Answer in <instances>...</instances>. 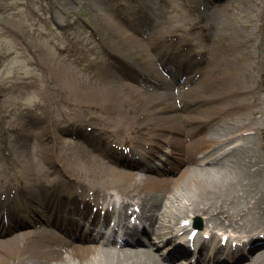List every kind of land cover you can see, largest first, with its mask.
I'll list each match as a JSON object with an SVG mask.
<instances>
[{
	"label": "rangeland",
	"instance_id": "obj_1",
	"mask_svg": "<svg viewBox=\"0 0 264 264\" xmlns=\"http://www.w3.org/2000/svg\"><path fill=\"white\" fill-rule=\"evenodd\" d=\"M165 1L0 0V188L5 187L3 184L7 179L24 187L27 182H37L43 178L41 170L45 166L53 172L44 153L45 146L48 147L57 141L62 145L65 161L69 162L73 169L72 174L92 179L94 182L107 183L111 178L108 174L98 171L103 168V164L124 169L139 167L141 160L134 158L135 155L123 156L114 153L104 157L103 152L110 150L111 143L108 140L94 138L97 132L83 127L86 124L84 122L96 119L94 122L98 127L119 130L120 126L126 125V120L122 119L129 116H134V120L138 118L140 110L132 108L135 107V102L131 101L130 94L122 86H136L138 92L146 94L145 99L151 100L160 95V99L164 98L171 101L172 105L176 104L178 107L176 111L183 115V117L180 115L179 121L188 127L192 125L184 120L186 113L203 116V123L198 126L200 135L211 129H221L219 123L222 120L226 125H240L244 122L245 117L241 116V112L224 111L225 113L218 117L211 118L210 115L216 111L218 113L219 110H212L209 114L205 110L218 106L219 98L200 103L194 101L199 96L212 99L221 95L222 88L215 92L201 90V87L209 82L210 77L215 75L209 74L211 67L222 69L219 72L222 76L227 72L237 74L248 71L250 65L245 66L246 60L238 62L240 61L238 59L237 65L233 66L232 64L236 62H228L227 58H230L231 53L241 56L238 49H255L258 53L263 52L264 0ZM223 3L221 7L220 4ZM170 4L173 6L169 7ZM195 20L197 24L194 26ZM226 34L233 37L232 41L226 39ZM123 36L128 38L130 47L142 48L137 41L145 42L143 51L137 56L145 63L140 64L137 57H132L131 53L126 56L133 60L134 65L119 64L115 58H111L113 54L110 50L114 51L113 48L118 51L116 53L119 56L126 51V49L119 51L116 46L117 41ZM151 39L153 42H150ZM171 48L178 51L175 55L179 57L190 54L187 63L184 64L186 70L183 69L184 74L185 71L187 74L181 80L161 66L162 59L167 56L168 50H172ZM197 50L206 51L208 55L206 65L202 63L199 69L194 58ZM175 55L173 56L176 58ZM123 56L126 59V56ZM177 60L180 61V58ZM221 62L226 63V66H221ZM144 64L157 68L150 78L142 73L145 70L142 69ZM171 64L173 60H169L168 68L172 66ZM252 64L253 72L260 75L261 68L258 62L253 61ZM115 65L119 66L121 71L118 72L114 68ZM174 68L178 71V67ZM203 70L206 73L200 80L199 74ZM197 71L199 73L192 77ZM115 85L118 87H112ZM192 86L196 88L195 92L192 90L186 92ZM160 101H153V104L156 105ZM263 101L264 94L257 102L256 108L261 109ZM194 108L197 110L188 112ZM157 113L160 116L168 115V112ZM23 122H26L23 129L22 126H17ZM146 122L151 123L149 119ZM48 123L53 128L50 132L47 130ZM17 127L24 133L23 137L18 139ZM235 129L234 126L233 130ZM221 131L224 132L222 129ZM159 132L161 129L153 131L155 135ZM167 133L168 136L166 134L164 136L170 142H173L171 138L176 136L183 138L180 132ZM14 139L16 142L11 143ZM184 139L188 143L191 141L189 138ZM91 141L96 147L92 148L91 155H87L82 148L90 147ZM110 141L112 142V139ZM241 142L242 139L239 137L227 147ZM6 144H12L10 151ZM219 145L217 142L211 148ZM154 148L162 152L152 150L147 153L152 159L145 160V163L143 161V165L149 172L154 170H150L147 164L154 163L158 166L156 163H162L165 159L164 153H170L172 150L171 144H162L161 149L156 146ZM223 150L224 148L221 149ZM9 154L11 161L7 160ZM170 155L171 164L181 166L176 157ZM3 157H6V160ZM23 161H31L36 171L31 173ZM209 164L210 162H205V165ZM168 168L171 166L168 165ZM59 174L66 180L72 177L63 168ZM55 175L52 174L51 177ZM166 175L175 177L177 171L170 170ZM195 220L205 227L203 216L198 215ZM39 229L41 228L29 222L19 223L14 230L2 232L0 240L24 231L30 233L31 239L37 231L41 233ZM153 232L156 233L157 230L152 229ZM240 235L252 234L246 232ZM218 236L220 235L214 237ZM90 244L98 247H129L93 242ZM62 254L67 256L69 253L63 251ZM19 258L20 253L8 250L0 253V264H17ZM58 258L55 257V260L45 258L41 261L44 264H56ZM3 260L4 263L1 262ZM248 260H251V256L245 261Z\"/></svg>",
	"mask_w": 264,
	"mask_h": 264
},
{
	"label": "bare ground",
	"instance_id": "obj_2",
	"mask_svg": "<svg viewBox=\"0 0 264 264\" xmlns=\"http://www.w3.org/2000/svg\"><path fill=\"white\" fill-rule=\"evenodd\" d=\"M223 18L224 16L221 20ZM225 36H227V40L232 41L233 37L227 34ZM115 40L118 39L115 38ZM135 41L137 40L135 39ZM150 42H153V39ZM137 44L142 48L130 47L128 38L123 36L121 40L117 41L116 46L119 51L126 49L125 54L122 52L123 55L126 56L131 53L132 57H137L143 51L145 42L138 40ZM239 46L242 45L239 44ZM250 46L253 48L252 44ZM238 50L241 56L231 53L227 61H235L236 63L232 65L236 66L238 62L246 60L245 66L250 65V69L237 74L227 72L226 75L222 76L219 74L222 69L211 67L209 74L215 75L210 77L209 82L204 84L201 90H204L203 92L212 90L215 92L222 88V93L212 99H204L199 96L196 100L211 101L219 98L218 106L205 111L209 114L212 110H219L218 113H216L217 111L212 113L211 118L213 116L218 117L221 113H225L224 111L241 112V116L245 117V120L240 125H226L222 120L219 124L224 132L221 129H211L200 135L198 126L203 123V116L186 113L187 116L184 120L192 126L183 125L179 121L181 112L176 111L178 110L176 104L172 105L171 101L164 98L160 99V95L151 100L145 99L146 94L138 92L139 89L137 90L136 86L131 85L122 87L130 94L131 101L135 102V107L132 108L140 110L136 120H134V116L122 119L126 120V125L120 126L119 130L98 127L94 122L96 119L84 122L87 123L86 125L95 126H93V130L97 132L95 138L106 139L109 142L112 139L113 148L122 145L132 147L130 152L133 151V155L136 153L140 155L139 161L141 160L142 165L145 160L152 159L146 155L150 150L162 152L156 150L155 146L160 148L162 144H171L172 150L165 154L166 157L162 163H156L158 166H155L154 163L146 165L150 170L156 172L155 176L141 170L103 164V168L98 171L111 176L109 181L105 183L103 181L94 182L92 179L88 180L85 177L72 174L73 169L69 162L65 161L62 145L57 141V143L49 144L48 147L45 146L46 151L44 153L45 159L50 163L49 166L54 168L53 174H56L54 177H51V171L45 166L41 170L43 178L34 183L27 182L25 187L8 179L4 182L3 192L9 199L21 204L22 207H24V203L26 205L27 203L33 204L35 208L32 206V209L37 211L33 216L36 222L39 220L49 221L47 213L54 214L53 203L55 199L60 202L64 199L68 202L79 200L84 205L82 204L83 206L77 208V213L80 212L83 215L89 208L98 210L100 215L104 214L103 211H106L107 214L111 207L110 204L115 207V204L118 203L115 202L116 199L119 200L123 208H130L131 205L140 206L144 214L142 218L145 227L128 236L129 247H98L88 244V241L93 238V234L83 237L82 241H75L73 239H57L51 237L52 235L49 236L38 231L30 239V233L24 231L16 233L11 238L0 240V253L8 250L20 253L21 258L17 264H44L41 260L45 258L55 260V257H59L56 264H173L171 260L166 262L159 257L155 243L150 240V231L155 229L160 234H166L167 231H174V226H177L179 233L189 237L191 231L196 229L195 226H192V221L201 215L205 227L200 231L214 236L216 235L215 230H220L225 235L229 234L227 235L228 238L232 239L233 237L234 240H238L236 237L247 232L251 233L253 235L251 238L254 239H249V245L244 242L238 246L237 252L241 253L237 257L235 254L233 257L229 254L236 250L234 247H229L227 251L222 252L215 247L213 251L197 252L198 260L202 258V254H205L209 259L216 261L221 260L223 256L225 261L230 258L233 260L231 264H264V234L262 235L264 233V101L261 109L256 108L257 102L264 94V50L259 53L255 49ZM124 58V56H119L118 60L122 61V64L134 65L131 58L127 56L126 59ZM185 58L183 57V60H187ZM137 59L141 62L140 64L145 63L142 58L137 57ZM170 59L173 60V64H171L173 67L170 66L167 71L171 72L172 76L179 78V70H181L179 61L171 56ZM253 61H257L261 68L260 75L253 72ZM220 65L226 66V63L221 62ZM174 67H178V71ZM142 69H145L142 73L148 77L157 70L155 66L149 64H144ZM204 73H206L205 70H203L200 80ZM191 90L195 92L196 88L192 86L186 92ZM144 91L146 92V90ZM156 100L161 101L154 105L153 101ZM195 110L197 108L188 112ZM160 111L168 112V115L160 116L157 113ZM181 116L183 117V115ZM147 119L151 123L148 124ZM152 124L154 125L152 126ZM25 125L26 122H23L17 126H22L23 129ZM234 126L236 127L235 130H233ZM22 129L17 127L18 136L23 137ZM158 129H161V132L157 136L153 131H158ZM47 130L49 132L53 130L51 124ZM168 131L180 132L183 134V138L176 136L171 138L174 141L170 142L164 136V134L168 136ZM222 133L224 134L222 135ZM239 137L242 139L241 143L227 147ZM184 138H189L192 142L188 143ZM15 142V139L11 141V143ZM217 142L220 145L211 148ZM92 145L94 148L96 147L94 144ZM84 148H82L83 152L91 155L92 148ZM222 148H224L223 151H221ZM115 152L124 155V152L118 149ZM170 154L176 157L181 166L175 163L171 164ZM3 158L6 160V157ZM7 160L11 161V158H7ZM30 162L23 161L26 169L32 173L36 169H33L34 164ZM205 162H210V164L205 165ZM17 164L21 165L19 162ZM164 164L166 165L164 166ZM168 165L171 168H168ZM62 168L73 178L71 177L70 180L62 179L63 176L58 175ZM170 170L177 171V175L175 177L166 175ZM46 181L53 185L54 194L46 189ZM38 187L42 189H37ZM33 201H36L37 204H34ZM18 213H20L18 214L19 219L16 217L11 220L8 219V224L0 216V234L5 232L7 227V231L14 230L15 228L12 227L19 225V223L31 221L32 216L25 213V210H20ZM126 218L125 216V221H127ZM184 220H188V223L183 225L181 221ZM233 232H237V234ZM198 234H201L199 230ZM194 241H197V238ZM63 251H67L69 254L64 256ZM177 251L180 255L186 254L187 248L178 245ZM250 256L251 260L245 261ZM171 258L172 256H169V259ZM1 262L4 263V260ZM181 262L185 263L189 260Z\"/></svg>",
	"mask_w": 264,
	"mask_h": 264
}]
</instances>
